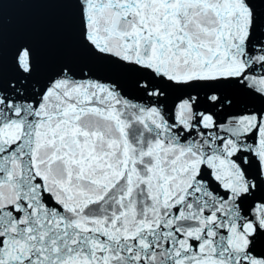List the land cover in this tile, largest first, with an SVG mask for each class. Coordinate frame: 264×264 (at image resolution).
I'll return each instance as SVG.
<instances>
[{
	"label": "snow or ice",
	"instance_id": "6c2138e0",
	"mask_svg": "<svg viewBox=\"0 0 264 264\" xmlns=\"http://www.w3.org/2000/svg\"><path fill=\"white\" fill-rule=\"evenodd\" d=\"M0 264H264V0H0Z\"/></svg>",
	"mask_w": 264,
	"mask_h": 264
},
{
	"label": "water",
	"instance_id": "95a60500",
	"mask_svg": "<svg viewBox=\"0 0 264 264\" xmlns=\"http://www.w3.org/2000/svg\"><path fill=\"white\" fill-rule=\"evenodd\" d=\"M61 10L54 4L12 3L4 6L3 52L5 70L12 46L20 39H32L45 52H55L64 42Z\"/></svg>",
	"mask_w": 264,
	"mask_h": 264
}]
</instances>
